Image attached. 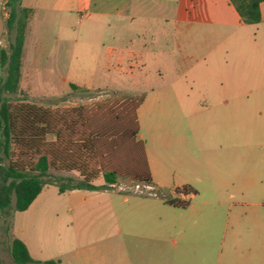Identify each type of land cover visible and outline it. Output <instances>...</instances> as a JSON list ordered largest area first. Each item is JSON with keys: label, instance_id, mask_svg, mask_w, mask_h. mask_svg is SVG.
Masks as SVG:
<instances>
[{"label": "rangeland", "instance_id": "1", "mask_svg": "<svg viewBox=\"0 0 264 264\" xmlns=\"http://www.w3.org/2000/svg\"><path fill=\"white\" fill-rule=\"evenodd\" d=\"M171 1L174 6L185 4L187 11L196 19V22L193 23L194 31L190 32L188 36L183 34L179 36L177 52L171 55L170 50L172 48H170L168 53L165 52L164 54V61H167L168 63H166L169 65L165 64V67L167 66L166 68L169 70V77L174 76L175 70L173 68L177 61L183 62L185 58L191 59V46L195 47L196 58L202 66L210 61L214 62L216 59H225L228 70L233 68V74L236 76H264V3L262 4L261 20L258 23H243L234 26V30H228L223 25H213L210 31H206L205 27L210 25L200 24V19L208 17L204 14L209 13V10H212V17L217 16L218 19L230 20L234 15L233 10L231 7L227 8L224 0ZM1 2L2 0H0V39L2 38V30H4L2 29L3 23L1 20ZM82 13L83 18L79 22L76 21L78 13H71L64 16L61 26L57 22H52L50 26L44 25V27H36L35 25L27 35L26 47L31 48L32 45H35L37 49L34 52L38 53L39 57L31 65L28 64L25 57L20 81L21 91L19 90L17 94L12 96L23 102L53 109L62 110L82 106L94 130H100L102 134L107 132L110 136L116 135L121 131L120 128L122 129L124 124L123 117H120L124 112L123 106H126L127 117H129L133 112L134 105L143 95L140 90L144 89L145 85L147 88L151 82L140 83L139 86H135L137 83L129 81L127 79L130 78L128 75L116 73L117 71L114 72L112 80H109V77L101 75L103 73L102 68L98 66L95 69L96 75L92 77L94 89L84 87H81V90L71 89L69 84L65 82L62 70H70L73 77L77 75L78 79H85L88 78V74L92 69L85 67V65L77 67L78 61L71 58V54L68 55L66 60L64 53L59 52V50L73 49L75 46H80L82 48L79 47L78 60L84 58L86 61L87 57H91L96 53L95 48L98 49L97 53H103V50L99 49L97 44L102 42L107 45L111 38L107 32L102 37L95 36L99 25L85 12ZM3 14L7 19L8 8L5 6ZM163 27L165 30L170 27V32L172 31V23L171 25L163 24ZM5 30L1 44L9 47L14 32L7 28L6 20ZM124 31H127V29L120 26L121 35L118 37L120 41L116 42L119 46L129 44V40L126 39L129 36L128 32ZM125 33L126 38H124ZM130 36H134L131 31ZM168 36L166 34L164 36V41H162L164 46L170 44L167 42L171 36ZM211 45H214L215 49L207 55L202 54L203 56H201L200 54L204 48ZM58 60L66 63L72 62V66L67 65L65 68L61 64L62 62ZM134 61L138 64V60L132 62ZM133 65L132 67L136 69L141 67L134 63ZM132 67L131 69H133ZM147 68L149 71L156 69L155 64L150 59ZM180 71L182 73L181 77H186L182 72L183 70ZM5 76L6 67L0 63V84ZM198 76L201 79L204 77L202 73H198ZM139 80L140 78L137 81ZM82 83L84 82H78V84ZM191 87H194V85L192 84ZM248 88L256 89V86L255 84H247L245 89ZM184 89L189 90V83L186 81ZM194 91L197 93L193 97L191 95V103H198V106L208 104V101L205 100L207 99L205 94L202 93V87ZM198 91H201V93ZM223 98L224 96L219 97L218 100L221 101ZM179 100L174 101L176 108L182 107V102L180 103ZM138 108L139 105L137 106L136 115ZM116 113L120 120L115 116ZM178 113L174 122L178 130L174 133H162L163 140H161V137L156 140L155 135H152L153 130L149 131V129L143 128L142 131L144 139L147 140L150 153L161 163H167L162 166L156 160L154 170L156 171V178L160 181L166 179L165 181L170 188L164 190L147 188L143 186V183L121 173L117 176L115 184L110 188L78 191L77 196L73 198L67 192L59 193L56 185L61 182L68 183L66 180L68 177L73 178L74 181L81 178V170L70 167L74 161L71 158L68 161L67 168L52 167L49 170V177L47 178L55 184H45L43 186L42 192L37 195L38 197L35 199L30 211L23 213L20 211L13 212L10 209L8 212L0 214V264H15L10 254L13 237L11 226L13 227L15 223L16 225H23V237L28 241V249L34 260H54L57 262L56 264H109V245H115L116 254H118L119 246L123 245L126 235H129L132 231L134 232L135 229L141 231L145 229V227L140 226L141 224L150 222L156 224L164 221L167 225L182 220L191 222L196 216L197 208L200 205H210L209 203L213 206L224 205L227 199L243 204L252 202L254 200L252 196L239 195L238 198L235 195L225 196V192L219 186V172L214 174L204 165L203 160L207 155V150L194 146L193 141L199 139L198 135L191 137L183 133L186 122L181 112L178 111ZM195 119L198 122L200 118L196 115ZM150 120L154 122L156 115H154V118L150 115ZM99 124L104 126L98 129ZM110 126H112L111 130L109 129ZM202 133L203 131L200 132L201 137L204 135ZM138 134H140L139 130L135 141L142 142L144 145V139L139 138ZM110 140L114 139L107 140L109 143L103 142L105 140L101 139L103 144H97L94 162L100 165L102 170L92 182L95 185L104 183L102 172L114 167L119 168L120 171L125 170L123 168L124 161H127L128 155L124 154L123 148L112 152ZM243 149L247 151L245 154L247 159L248 153L253 150L251 148ZM137 150L138 164L143 168L142 153L139 152V148ZM189 152L193 153V158L198 160L199 164L194 166L191 164ZM89 155L91 156V154ZM145 157L147 160L146 151ZM6 161L4 160V162ZM177 162L181 164V167L178 168ZM177 183H179L178 188L188 186L190 193L172 196L171 190H174ZM170 196L178 197L179 200H186L189 202V206L192 207L185 210L172 209L165 202ZM126 197L127 199H125ZM162 202L164 203L162 204ZM13 203L14 199L12 205ZM128 223L133 224V230L128 228ZM210 231L211 238H214L216 235L215 228L210 226ZM183 233L185 235H182ZM182 234H176L169 228L165 233L168 247H174L170 241L175 239L179 245L177 248H179L181 241L186 236L188 239V235L194 240L196 251H199L201 246L204 245L203 235L205 230L202 224L186 223ZM210 248L212 252L211 264L213 262L214 264L215 262L216 264H224V256L223 260L218 259L216 246L212 245ZM214 248H216L215 252L213 251ZM223 253H225V250Z\"/></svg>", "mask_w": 264, "mask_h": 264}, {"label": "crops", "instance_id": "2", "mask_svg": "<svg viewBox=\"0 0 264 264\" xmlns=\"http://www.w3.org/2000/svg\"><path fill=\"white\" fill-rule=\"evenodd\" d=\"M224 1L227 8L231 7L234 15L230 20L218 19L217 16L212 17V10L209 8V13L204 14L208 17L200 19V24L210 25L205 27L206 31H210L213 25H223L228 30H234V26L243 24L230 1ZM5 2V0L1 2L2 29H4L0 39L2 48H8L1 44L6 31V16L3 14ZM263 3L264 1L260 3V12ZM20 4L32 9V16L25 34L20 81L25 57L30 65L39 57V54L34 52L37 49L35 45L31 48L26 47L27 35L35 25L44 27L57 22L61 26L64 16L71 13H78L76 21L79 22L83 18L82 12H85L99 25L95 36L102 37L107 32L111 36L110 42L107 45L98 43L97 47L103 50V53H97L98 49L95 48L96 53L85 58L86 61L84 58L78 60L80 46L67 50L60 49L59 52L64 53L66 60L71 54L70 57L78 61L77 67L85 65L92 69L88 78L85 79H78L77 75L73 77L70 70L64 69L62 73L65 82L94 89L92 77L96 75L95 69L98 66L102 68L101 75L109 77V80H112L114 72L117 71L116 73L128 75L129 81L137 83L135 86L151 82L147 88L145 85L144 89L140 90L143 100L137 113L140 131L138 137L144 139L142 131L143 128H147L149 131L153 130L152 135H155L156 140L160 137L163 140L162 133H174L178 130L174 122L180 111L186 122L183 133L191 137L198 135L199 139L193 141L194 146L207 150L203 160L204 165L214 174L219 172V186L225 192V196L254 197V200L247 204L227 199L224 205L213 206L211 203L200 205L191 222L182 220L167 225L164 221L156 224L151 222L141 224L140 226L145 229L142 231L135 229L134 232L126 235L123 245L119 246L118 254H116L115 245H109V264H211L210 247L212 245H215L218 250V259L223 260L224 256V264H264V76H236L233 74V68L228 70L225 59H216L202 66L196 58L195 47L191 46V59L177 61L173 68L175 74L169 77V70L166 68L169 65L167 61H164V54L172 48L170 52L174 55L179 48V36L181 34L188 36L194 31L193 23L196 22V19L187 11L185 4L174 6L171 0H20ZM171 23L172 31L170 32V27L165 30L163 24L171 25ZM120 26L125 27L127 31L124 32H128L129 35L127 38L126 33L124 35V38L129 40V44L125 46L116 44L120 41L118 39L121 35ZM130 31L134 33L133 37L130 36ZM165 34L171 37L167 42L170 44L164 46L162 41ZM213 49H215L214 45L208 46L200 55L205 56ZM149 59L156 66L153 71L147 68ZM133 60H138V64L136 61L132 62ZM59 62H62L65 68L67 65L72 66V62ZM133 63L141 67L133 68ZM180 70H183L186 77H181ZM198 73H202L204 77L201 79ZM138 77L139 81H137ZM166 77L169 78L165 79ZM185 81L189 83V90L184 89ZM78 82L84 83L78 84ZM192 84L194 87H191ZM247 84H255L256 89H245ZM199 87H202V93L207 98L206 105L198 106V103L194 104L190 101L191 95L193 97L197 93L194 90ZM198 92L201 93V91ZM222 96L224 98L219 101V97ZM176 99L182 102L181 108H176L174 103ZM150 115L152 118L156 115L154 122L150 120ZM196 115L200 118L198 122L195 119ZM201 131L204 137H201ZM143 141L151 173V183L143 186L158 190L170 188L166 179L160 181L156 178L154 163L157 159L148 150L147 140ZM243 148L253 150L248 153L247 159L245 156L247 151ZM189 156L193 166L200 163L193 158L192 152H189ZM157 163L162 166L167 164L159 160ZM177 166L179 168L181 164L177 162ZM178 187L179 183L174 186V190H171L172 196L183 194L176 192L175 188ZM83 190L94 191L69 189L62 193L67 192L74 198L78 191ZM172 196L169 198H173ZM35 199L26 210L20 212L30 211ZM166 205L172 209L184 210L192 207L189 206V202L185 207H176L167 203ZM242 216L245 217L241 218ZM192 222L202 224L205 230L204 245L200 250H195L194 240L190 238V235H188L189 240L186 236L181 241L179 248L175 239L170 241L174 247H168L165 239L166 231L170 228L174 233L182 234L185 224ZM210 226L215 228L214 238H211ZM128 228L133 230V224L128 223ZM11 229L12 234L21 239L28 249V241L23 237V225L15 223ZM216 248L213 249L214 252ZM224 250L225 253H223ZM28 252L30 254L29 249Z\"/></svg>", "mask_w": 264, "mask_h": 264}, {"label": "trees", "instance_id": "3", "mask_svg": "<svg viewBox=\"0 0 264 264\" xmlns=\"http://www.w3.org/2000/svg\"><path fill=\"white\" fill-rule=\"evenodd\" d=\"M229 1L243 23L253 24L261 20L260 3L264 0ZM5 7L8 8L6 26L14 33L9 47H0V63L6 67V76L0 84V214L10 209L13 212L26 210L45 184H55L47 178L49 170L52 167L67 168L71 158L75 162L73 161L70 167L81 170V178L74 181L68 177V183L56 184L60 193L69 189L110 188L121 173L143 184L151 183L144 145L135 141L139 130L136 110L143 100V95L134 105L129 117L126 106H123L124 112L120 116L123 117V128H120L118 134L111 136L91 127L82 106L60 110L23 102L12 96L21 91V59L32 9L21 6L20 0H6ZM69 86L73 90L82 89L72 83ZM115 116L120 120L117 113ZM102 126L104 125L99 124L98 129ZM112 138V152L123 148L124 154L128 155L127 161H124L125 170L120 171L117 167L106 170L102 172L104 183L95 185L92 182L102 170V167L94 162L97 144L109 143L107 140ZM101 139L105 141L101 142ZM137 148L142 153L143 168L138 164ZM176 192L189 194L190 189L183 186L177 188ZM165 202L176 207H185L188 203L177 197L167 198ZM10 254L15 264L57 263L54 260H34L24 242L14 235Z\"/></svg>", "mask_w": 264, "mask_h": 264}, {"label": "built area", "instance_id": "4", "mask_svg": "<svg viewBox=\"0 0 264 264\" xmlns=\"http://www.w3.org/2000/svg\"><path fill=\"white\" fill-rule=\"evenodd\" d=\"M137 186H139V185H137Z\"/></svg>", "mask_w": 264, "mask_h": 264}]
</instances>
